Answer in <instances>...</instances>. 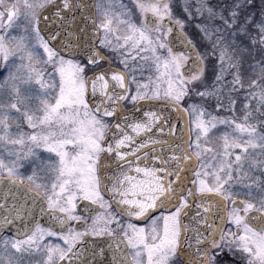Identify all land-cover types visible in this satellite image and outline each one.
<instances>
[{"label":"snow or ice","instance_id":"snow-or-ice-1","mask_svg":"<svg viewBox=\"0 0 264 264\" xmlns=\"http://www.w3.org/2000/svg\"><path fill=\"white\" fill-rule=\"evenodd\" d=\"M0 264H264V0H0Z\"/></svg>","mask_w":264,"mask_h":264}]
</instances>
